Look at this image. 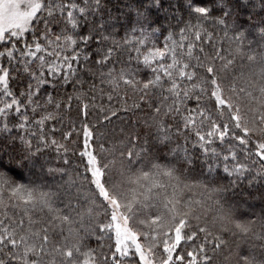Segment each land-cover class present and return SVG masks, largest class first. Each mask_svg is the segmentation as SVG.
Instances as JSON below:
<instances>
[{"label": "snow or ice", "instance_id": "snow-or-ice-1", "mask_svg": "<svg viewBox=\"0 0 264 264\" xmlns=\"http://www.w3.org/2000/svg\"><path fill=\"white\" fill-rule=\"evenodd\" d=\"M211 2L212 7H202L194 6L197 0H182L180 7L188 9L187 19H178L175 25H169L166 34L162 31L157 37V29L145 27V13L163 10V0H143L139 6L135 0H126L124 11L129 16L126 24H121L106 8V0H0V150L9 143L19 145L16 154L9 155L7 164L0 156V186L17 184L12 164L36 167L39 160L43 168L48 164L45 157L53 149L57 160L63 158L64 165L72 166L69 144L62 141H70L75 133L77 143L71 151L78 155L75 169L81 187L87 185L100 205L98 218L86 237L88 243L81 248L89 264H142L135 247L119 239L116 231L119 220L114 210L108 208L101 191L102 172L97 183L99 164L93 165L97 159L95 128L86 119L80 122L79 129L55 126L63 121L59 114L71 109L73 99L83 103L85 86L96 91V80L90 75L93 70L120 65L125 84L131 77H141L143 87L137 90L142 99L157 94L156 89L165 102L171 99L165 113L171 124L159 131L158 138L173 155H182L186 163L198 165L209 175L223 174L231 187L242 177L249 178V183L257 178L264 180V144L254 141L233 122H221L212 112L218 107L222 113L225 107L215 103L214 68L210 66L207 73L212 91L201 88L196 92L194 66L185 62L186 57L189 61L198 60L199 51L208 49L206 45L215 54L213 64L224 60L223 41L242 44L249 40L247 30L234 27V10L247 13L251 4L252 15H259L255 8L264 12V0ZM217 8L220 15L215 14ZM254 32L256 42L264 43V18L255 24ZM161 37L163 47L159 46ZM204 95L211 96V106L203 102ZM112 98L108 96L110 101ZM147 102L151 110L160 113L159 104L151 99ZM87 109L88 104L84 103L81 112L85 117ZM115 115L112 110V116ZM104 119L111 123L107 114ZM49 122H54L51 127ZM57 132L61 139L56 138ZM174 137H181L183 144L174 143ZM60 171L62 168L48 167L50 174ZM64 196L69 209L81 207L79 197L73 204L71 192ZM182 235L184 239L171 251L166 264H213L210 252L219 250L221 243L206 237L200 239L199 232L187 227ZM47 240L45 234V243ZM92 240L97 242L96 247H91ZM15 248L14 239L0 226V251L7 253L0 256V264H15Z\"/></svg>", "mask_w": 264, "mask_h": 264}, {"label": "trees", "instance_id": "trees-1", "mask_svg": "<svg viewBox=\"0 0 264 264\" xmlns=\"http://www.w3.org/2000/svg\"><path fill=\"white\" fill-rule=\"evenodd\" d=\"M181 2L163 0V10L146 11L145 27L157 29V37L162 31L166 34L169 25L189 15L187 8L181 9ZM135 3L139 6L143 0ZM125 6L126 0H106V8L121 24L129 21ZM194 6L212 7V2L197 0ZM255 12L259 15H252L251 4L247 13L234 10L233 25L237 30H247L249 40L242 44L223 41L224 60L213 64L215 54L206 45V51L198 50V60L189 61L186 57L185 62L194 66L196 92L201 88L212 91L207 73L210 66L214 68L215 103L225 107L222 113L218 107L213 108V114L221 122H233L254 141L264 144V43L256 42L254 32L264 12L259 7ZM215 14H221L219 8ZM131 20L135 23L134 16ZM159 46L163 47V37ZM90 75L96 80V91L85 86L83 103L73 99L71 109L59 114L63 121L55 126L79 129L80 122L86 119L95 128L97 159L93 165L98 163V170L103 173L105 202L109 209H112L110 203L116 206L154 261L166 264L171 258L168 252L172 251L168 247L180 244L184 239L182 231L187 227L199 232L200 239L206 237L221 243L219 250L210 252L213 264H245V261L264 264V180L257 178L249 183V178L242 177L231 187L223 174L209 175L198 165H189L182 155H173L165 149L164 141L158 138L159 131L171 124L165 114L171 99L165 102L156 89L157 94L147 98L161 106L160 113L154 112L137 90L143 87L141 77H131L125 84L120 65L93 70ZM68 91L71 93V88ZM109 95L113 97L111 101ZM202 100L211 106L210 95H204ZM84 103L88 104L87 117L81 112ZM136 104L141 107H134ZM112 110L116 111L115 116ZM105 114L111 123L104 119ZM52 123L49 122V127ZM55 136L61 139L59 132ZM79 139L82 143V135ZM176 141L183 144L181 137H174L173 142ZM62 142L69 144L72 166L64 165L63 158L57 160L53 149L45 157L48 164L43 168L39 160L36 167L12 164L17 184L0 186V226L15 241V264L89 263L81 248L88 243L86 237L98 218L100 205L87 185L81 187L75 169L78 155L71 151L77 143L75 133L70 141ZM18 148V144L9 143L0 150L6 164L9 155H15ZM49 166L62 171L50 174ZM66 192H71L73 204L79 197L81 207L69 209ZM90 244L96 247L97 242L92 240ZM3 255L7 253L0 251V256Z\"/></svg>", "mask_w": 264, "mask_h": 264}, {"label": "rangeland", "instance_id": "rangeland-1", "mask_svg": "<svg viewBox=\"0 0 264 264\" xmlns=\"http://www.w3.org/2000/svg\"><path fill=\"white\" fill-rule=\"evenodd\" d=\"M0 7H2V5H0ZM99 173H100L99 170H97L98 184L100 180ZM101 191L104 193L105 200H107V194L105 193L104 189L102 188ZM109 205L114 210L117 220H119V224L116 225V231L121 243L130 242L135 247L137 254L140 255L142 259V264H165V263H157L154 261V258L148 253L147 249L143 246L137 234L133 233L130 230V228L128 227L129 225L127 223V220L117 211L116 206L113 203H110ZM173 247L171 248L168 247L169 248L168 250H173L175 248ZM168 253H171V251H169Z\"/></svg>", "mask_w": 264, "mask_h": 264}]
</instances>
